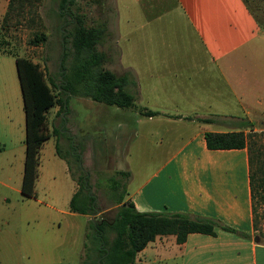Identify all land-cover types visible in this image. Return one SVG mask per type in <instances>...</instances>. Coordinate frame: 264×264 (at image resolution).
<instances>
[{"label": "rangeland", "instance_id": "1", "mask_svg": "<svg viewBox=\"0 0 264 264\" xmlns=\"http://www.w3.org/2000/svg\"><path fill=\"white\" fill-rule=\"evenodd\" d=\"M245 2L257 18L264 37V0ZM59 3L60 0H34L21 14L12 11L5 16L7 0H0V51H8L0 52V180L12 186L0 183V264H94L98 256L95 245L99 242L93 239L90 220H98L100 216L110 218L114 214L116 204L109 190L110 178L119 181L118 190L123 189L126 195L192 130L184 121L134 113L131 116V109L70 95L67 110L58 114V105L56 110L54 105L46 110L45 131L49 135L39 149L34 196H24L16 190L23 163L24 115L14 56L35 60L45 75H50L60 86V73L70 62V57L63 64L59 62L61 32L71 12L80 13L88 25L105 26L96 47L114 61L113 39L118 41L122 60L131 56L133 40L140 41L141 53L150 48L160 54L179 56L172 65H186L180 61L189 57L188 65L197 67L191 59L198 60L202 54L183 17L169 10L172 0H74L63 7ZM156 11L161 13L155 14ZM115 18H119L118 29ZM36 33H42L44 38L33 42ZM142 38L144 43L151 41L150 47L143 46ZM263 55L259 52L258 57L264 64ZM52 90L55 95L64 96L61 87L59 94L55 87ZM239 115V118L209 115V119L221 127L235 120V125H229L235 129L237 121L248 120ZM249 117L255 130L264 128L263 114ZM54 127L60 132L54 134ZM56 144L68 159L71 175L66 160L55 151ZM128 166L131 179L130 172L128 176L117 172L127 170ZM82 178L86 179L97 206V211L88 215L70 212L68 208L69 198L78 187L76 180ZM258 228L264 239V217L259 219Z\"/></svg>", "mask_w": 264, "mask_h": 264}, {"label": "crops", "instance_id": "2", "mask_svg": "<svg viewBox=\"0 0 264 264\" xmlns=\"http://www.w3.org/2000/svg\"><path fill=\"white\" fill-rule=\"evenodd\" d=\"M169 10L183 17L200 45L202 54L191 59L197 67L188 65L189 57L180 61L186 65H172L179 56L150 48L141 53L136 40L124 60L118 55V41L111 40L116 60L106 57L105 68L127 74L126 87L135 102L127 107L133 110L131 116H144L139 108L151 109L156 113L147 118L177 119L192 127L189 136L147 176L143 174L124 198L140 211L213 217L245 235L216 228L214 234L189 232L179 243L173 234L156 235L136 252L133 264H264V239L252 227L246 149L207 148L203 137L207 130L236 129L229 128L235 120L222 127L203 120L209 115L243 114L248 120L250 114L264 115V64L258 57L259 52L264 54L261 28L244 0H172ZM118 21L115 18L116 29ZM144 40L143 46L150 47L151 41ZM20 182L15 188L19 191ZM0 183L12 187L7 181Z\"/></svg>", "mask_w": 264, "mask_h": 264}, {"label": "trees", "instance_id": "3", "mask_svg": "<svg viewBox=\"0 0 264 264\" xmlns=\"http://www.w3.org/2000/svg\"><path fill=\"white\" fill-rule=\"evenodd\" d=\"M74 0H60V7ZM245 1V0H244ZM34 0H7L4 15L14 11L21 14L24 7L32 6ZM247 5V3L245 2ZM249 8V6L247 5ZM250 10V8H249ZM251 11V10H250ZM253 14V12L251 11ZM255 17V15L253 14ZM256 21L257 18L255 17ZM258 23V21H257ZM105 33L103 24L88 25L80 13L71 12L70 20L61 32L60 62L63 64L70 57L67 68L60 73L62 83L57 86L50 75H45L38 62L24 56H14V65L18 78L22 109L24 115V153L20 193L24 196H34V183L38 174L39 149L49 133L45 131L46 110L58 105L57 113L67 110L70 95L78 94L107 105L121 108L133 107L134 95L127 89L126 73L116 74L105 68L104 51L98 49ZM31 40L38 42L43 39L42 33L34 34ZM1 52H8L1 49ZM58 94L61 87L64 96ZM143 115H152L156 111L139 108ZM62 117V121H64ZM209 121L210 119H203ZM235 130L213 131L203 133L207 148H241L247 152V175L251 202L252 227L257 235L259 219L264 217V128L255 130L252 121H238ZM247 128V131H244ZM60 132L59 128L52 131ZM70 146H72L70 144ZM56 153L63 157L68 165V159L57 144ZM79 153L76 154V157ZM123 176H128V170H117ZM70 175L71 172L69 171ZM111 179L110 192L114 197L116 209L110 218L100 216L98 220H90L94 231L93 238L103 247L95 245L98 256L94 264H133L135 254L156 235L173 234L175 242L185 239L189 232L214 234L216 228L245 235L243 231L228 226L216 218L187 212L140 211L132 201L124 198L123 189L118 190L119 181ZM78 187L68 201L69 211L84 215L97 211L94 195L90 192L86 179L82 178ZM262 232V231H261ZM260 236V235H259Z\"/></svg>", "mask_w": 264, "mask_h": 264}, {"label": "flooded vegetation", "instance_id": "4", "mask_svg": "<svg viewBox=\"0 0 264 264\" xmlns=\"http://www.w3.org/2000/svg\"><path fill=\"white\" fill-rule=\"evenodd\" d=\"M72 144V143H71ZM73 145V144H72ZM94 233H99L98 231H94ZM99 247H103V246H101L100 244L98 245Z\"/></svg>", "mask_w": 264, "mask_h": 264}, {"label": "water", "instance_id": "5", "mask_svg": "<svg viewBox=\"0 0 264 264\" xmlns=\"http://www.w3.org/2000/svg\"><path fill=\"white\" fill-rule=\"evenodd\" d=\"M59 62H60V58H59Z\"/></svg>", "mask_w": 264, "mask_h": 264}]
</instances>
